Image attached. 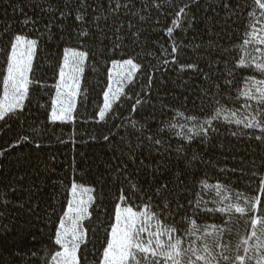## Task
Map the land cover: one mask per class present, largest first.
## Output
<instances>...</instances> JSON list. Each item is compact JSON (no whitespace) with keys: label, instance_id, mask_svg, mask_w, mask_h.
<instances>
[{"label":"snow or ice","instance_id":"6c2138e0","mask_svg":"<svg viewBox=\"0 0 264 264\" xmlns=\"http://www.w3.org/2000/svg\"><path fill=\"white\" fill-rule=\"evenodd\" d=\"M11 6L17 20L0 28V135L11 130L9 121L26 118L30 93L41 86L33 61L44 45L61 52L46 109L51 123L76 119L85 67L96 70L90 60L127 66L131 71L117 73L121 83L136 72L146 80L131 106L135 116L112 110V100L127 98L123 87L104 93L98 118L119 123L102 137L107 157L95 167L102 164L104 171L86 186L77 180L92 174V164L66 185L55 154L37 166L24 156L10 162L30 142L28 135L0 149V264H264V0H16ZM225 38L239 45L228 46ZM170 100L180 107L198 100L210 119L180 112L187 123L177 131ZM222 116L236 125L227 130L234 140L221 139L219 124L213 125ZM215 153L222 160L210 156ZM207 167L227 175L211 186L218 198L221 189L235 187L233 175L245 190L208 207ZM66 193L72 197L67 212L53 222L54 198ZM106 204L112 207L107 226L101 219ZM217 214L219 224L200 222ZM94 216L102 239L83 223Z\"/></svg>","mask_w":264,"mask_h":264},{"label":"trees","instance_id":"16d2710c","mask_svg":"<svg viewBox=\"0 0 264 264\" xmlns=\"http://www.w3.org/2000/svg\"><path fill=\"white\" fill-rule=\"evenodd\" d=\"M16 0H0V28H2L6 23H14L17 20V16L13 14L12 4ZM179 2V0H177ZM163 39L167 40V37L163 36V33L160 34ZM226 42L228 46H238L239 41L233 39V41ZM167 47V44L165 45ZM3 45H0L2 48ZM55 52L57 59L51 58L50 53ZM61 52L56 51L55 49L50 48V46L44 45L41 49H38L33 62L34 69V78L39 80L40 88L34 89L31 91V103L26 102V118H22V122L15 120L9 121L12 125L11 130L7 131L6 134L0 135V149L8 147V142H15L16 139L22 135H28L30 142L27 144H22V146L15 150L12 156H9L8 159L10 162H14L16 156H24L30 160L31 166H37L40 160L46 159L48 156L55 154L57 157V171L65 177V184L67 185L73 175H79L87 169L89 164L93 165L91 170V175L85 173L83 179H78L77 183L82 185H87L93 182V179H99L98 172H103L104 168L102 164H99V167H95L96 164L100 161L101 157H107V150L104 147L106 143L103 141L102 137L105 134H108V129L112 127L113 123H119L115 117L109 123H105L99 120L98 111L103 109L104 105V93L107 91L110 83L109 74L111 71V62L103 63V58L97 57V62L89 61L88 64L92 65L95 63V69L92 70V67H85L84 75L81 79V91L80 95L77 98L76 111L74 115L76 119L72 122L67 123H51L46 119V109L49 105L51 99L55 95L53 85L58 83L56 77L57 69V60L60 57ZM143 55V54H142ZM183 55V54H182ZM188 55H191L189 51ZM116 59H120L119 56ZM3 54L0 53V73L3 72ZM148 60H151V57L146 59H139L137 62L147 63ZM248 73L246 72L245 75ZM257 78L259 74L256 73ZM168 79L175 80L176 73L172 72L169 74ZM184 79H189L188 75L184 76ZM194 80L195 77H192ZM139 80V84L137 83ZM146 80L145 76H142L140 72L135 73V79L131 82H128L124 87V92L127 95V98L124 95L120 96L119 101L113 102V111L117 113V116L121 118H127L130 115L135 116L134 113H131V106L136 99V94L141 92V86ZM168 89L176 91L179 95L181 89L174 88V85L171 83L168 85ZM0 99H2V87H0ZM194 99V97H193ZM170 104L176 105V110L172 112L169 116L173 122L177 123V131H179L180 124H186L187 122L179 115L180 112H183L185 116L196 115L200 118L201 122L204 119H210L206 113L200 111V102L196 101V106L189 103L185 107H180L178 101H169ZM44 105V107H40ZM226 114V113H225ZM219 124L221 139H232L228 135L227 130H236V125H228L224 120L223 116L220 121H213V125L216 126ZM191 127V125H188ZM116 129H113L115 131ZM3 125L0 124V132H3ZM122 131V130H121ZM60 141H63L61 143ZM40 143L43 147L40 150L35 149V144ZM239 149L245 147L244 145H238ZM253 149L255 145L251 146ZM236 151V149H234ZM215 160H222V157L218 154H210ZM73 157L76 158V162L79 165V172L76 170V164L73 161ZM234 161H228V166L231 167ZM71 165V167H70ZM224 166L223 163L220 165ZM207 172V182L209 189L204 193V199L209 201L208 207H213V201L221 199L223 195L233 196L236 191H244L245 186L243 183H237V176L233 175L231 177L233 187L231 190L228 188L221 189L222 196L217 197L216 190H213L211 186L217 181L223 182L227 179L226 174L219 173L218 169H213L212 167H207L205 169ZM63 192V189H61ZM47 193L52 192L51 184L46 188ZM114 194L112 199H114ZM45 199H48L46 196ZM71 200L70 194H65L59 196V198H54V204L56 209V214L52 216V221H57V216H63L67 212V204ZM221 205L216 202L215 207H220ZM108 212L101 219L105 220V226H107L108 216L111 214L112 207L111 204H106ZM236 217H232V221H235ZM206 223H220L219 215L215 218H205L203 221ZM39 226L43 227V224L40 221L36 222ZM91 225L92 228L97 229V235L102 239L104 232L102 229H99V220L94 216L93 220L84 221V225ZM225 228L230 227L231 225H223ZM238 229L241 235H243V225L238 224ZM52 225L49 224V230ZM91 234V233H90ZM99 246V241H97V247Z\"/></svg>","mask_w":264,"mask_h":264},{"label":"rangeland","instance_id":"374dc122","mask_svg":"<svg viewBox=\"0 0 264 264\" xmlns=\"http://www.w3.org/2000/svg\"><path fill=\"white\" fill-rule=\"evenodd\" d=\"M34 62V61H33ZM129 71H131L130 69H128L127 68V66H124L123 68H116V69H113L112 67H111V71H110V74H111V79H110V83H109V87H111L112 88V90H113V94H115L116 93V90H117V88L118 87H125L126 86V84L129 82L128 80H124L123 81V83H121L120 82V80H119V77H118V75H117V73H120V72H124V73H127V72H129ZM108 87V88H109ZM108 90V89H107ZM78 98V97H77ZM77 98H76V100H75V105L77 104ZM110 98H111V96H110ZM115 100H112V104H113V102H114ZM103 110V109H102ZM87 198V196H85V199ZM71 199H72V197H71ZM84 223V222H83Z\"/></svg>","mask_w":264,"mask_h":264}]
</instances>
